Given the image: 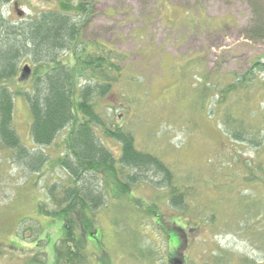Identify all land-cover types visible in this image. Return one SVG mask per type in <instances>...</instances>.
<instances>
[{"label": "rangeland", "instance_id": "rangeland-1", "mask_svg": "<svg viewBox=\"0 0 264 264\" xmlns=\"http://www.w3.org/2000/svg\"><path fill=\"white\" fill-rule=\"evenodd\" d=\"M60 1L9 0L3 12L10 20L21 19L54 8ZM84 1L92 5L82 25V40L106 44L127 63L116 97L104 101L118 107L107 113L124 116L119 104L130 100L127 119L136 147L167 159L176 174L188 178L186 184L200 194L185 214L170 206L166 189L154 185L160 178L149 173L145 182L132 185L126 195H109L103 207L84 210L80 217L89 264H194L198 253L215 248L212 243L234 256L264 264V244L252 218L264 209V187L242 181L240 165L231 163L234 157L252 169L258 162L264 164V131L255 135L259 146L231 142L212 104L214 94L245 72L253 60L264 61V38L250 30L256 14L264 16V0ZM25 64L31 66L22 60L21 65ZM126 75L133 81L126 80ZM254 77V85L260 81L262 85L264 71L254 70ZM207 83L215 85L207 88ZM4 84L16 88L30 82L8 80ZM205 91L206 98H202ZM249 96L259 105L256 114L262 109L264 115V93L259 95L252 87ZM30 125L27 103L15 95L14 127L21 143L40 149L33 145ZM105 144L118 158L119 144L110 139ZM44 149L52 157L61 151L53 145ZM47 167L28 172L12 161L8 150L0 148V264H55L54 246L63 236V220L41 215L38 206L43 202L53 210L46 187L53 178L66 182L68 175L58 166ZM154 206L156 215H147ZM212 210L217 219L212 230L196 229L197 220L190 213L208 218ZM251 222L254 227L244 228L243 224ZM173 223L188 228L181 263L172 261L179 244L176 231L171 230ZM164 234H169L172 243ZM41 251L44 256L38 255Z\"/></svg>", "mask_w": 264, "mask_h": 264}, {"label": "trees", "instance_id": "trees-1", "mask_svg": "<svg viewBox=\"0 0 264 264\" xmlns=\"http://www.w3.org/2000/svg\"><path fill=\"white\" fill-rule=\"evenodd\" d=\"M8 1L0 0V148L8 150L12 161L28 172L38 173L48 165L47 168L58 166L68 175L66 182L53 178L46 187L45 194L53 210H48L43 202L38 206L41 215L63 220V236L54 246L55 264H89L81 213L103 207L109 195L115 198L126 195L132 185L145 182L149 173L160 178L154 185L166 189L170 206L188 213L200 194L186 184L188 178L176 174L167 159L136 147L135 133L127 119L130 100H126L127 105L119 104L125 109V118L120 113L115 117L107 113L118 107L104 101L116 97L114 92L127 63L121 53L106 44L82 40V25L90 16L92 2L61 0L56 7L40 10L35 16L10 20L3 12ZM256 16V24L250 30L252 35L264 38V16L258 13ZM22 60L31 66H22ZM254 70L264 71V61L253 60L245 72L234 76L218 95L214 94L212 104L223 124V134L231 142L259 146L255 135L264 131V115L260 113L262 109L256 114L254 109L259 105L254 104L249 94L252 87L259 95L263 94L264 82L254 85ZM125 79L133 81L129 75ZM8 80H17V84L27 80L30 84L13 88L4 84ZM211 85L207 83L206 87ZM15 95L22 96L27 103L30 136L33 145L40 149L21 143L14 127ZM201 96L206 98V91ZM60 132L64 136L58 139ZM106 139L119 144L118 158L105 144ZM52 145L61 148L56 157L44 149ZM236 160L233 157L231 163L240 165L242 181L264 187V177L260 175L264 174L262 162L252 169ZM155 210L154 206L146 213L154 217ZM190 215L197 220L196 229L212 230L217 221L213 210L208 218ZM252 218L259 226L257 232L264 244V209L254 212ZM252 222L243 224L244 228L254 227ZM183 228L174 223L171 227L179 238L174 263H181L182 250L187 246L188 228ZM164 235L168 244L172 243L169 234ZM212 245L214 249L201 251L203 259L201 253L196 255L194 264L199 259L202 261L198 264H232V261L263 264L234 256L218 243ZM38 255L44 256L42 251Z\"/></svg>", "mask_w": 264, "mask_h": 264}]
</instances>
